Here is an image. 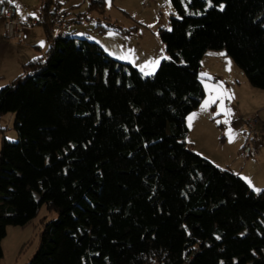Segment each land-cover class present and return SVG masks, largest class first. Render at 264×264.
<instances>
[{"label":"trees","instance_id":"obj_1","mask_svg":"<svg viewBox=\"0 0 264 264\" xmlns=\"http://www.w3.org/2000/svg\"><path fill=\"white\" fill-rule=\"evenodd\" d=\"M170 2L181 17L159 31L169 58L153 75L42 26L47 50L0 88V117L16 113L19 137L0 127V264L7 227L41 207L55 218L25 264H264V191L184 141L207 51L223 50L264 90V0Z\"/></svg>","mask_w":264,"mask_h":264},{"label":"crops","instance_id":"obj_2","mask_svg":"<svg viewBox=\"0 0 264 264\" xmlns=\"http://www.w3.org/2000/svg\"><path fill=\"white\" fill-rule=\"evenodd\" d=\"M42 3L43 0H11V2H9V0H3V3H0V5L5 4L7 6H14L15 8L18 6V8H16L15 16L23 21H26L38 19L42 16ZM51 3H56L61 9H65L61 6V0H51ZM76 17L77 15L73 17L69 16L65 23L59 26L56 30V36L66 35L75 38V36L70 35V33L73 32L74 35H84V31L82 30L83 27H76L75 25L78 24L74 22ZM37 25L28 27L23 24L19 37L12 40H6L4 37L3 22L0 20V88L11 82L16 76H18L21 72L22 66L25 63H27L31 59L41 56L47 50L48 42L43 27L41 25ZM91 30L93 29L91 28ZM81 31L82 34H80ZM88 33L91 35H86L85 38L97 43L103 49V51L112 58L118 61H127L128 64L133 66L138 71H141V65H144V62L148 61L142 58H135V56L130 57L126 45L132 37H130L129 34L125 32V30L108 29L104 32L93 30L92 32L88 31ZM94 33H96L97 35H94ZM112 38L115 39L116 44L112 42ZM133 38H135V42L138 40L136 36ZM41 42L44 43V47H40ZM145 43L151 45L152 47L154 46V43L151 42L150 39ZM124 49L126 50L124 51ZM222 51L223 50L216 51L217 53H215L214 56L226 58V54L220 55L221 53H223ZM164 52H161L160 56L157 58L162 59L163 57H167V53ZM141 54L145 55V57L146 55L148 56L147 52L139 50L140 57ZM150 58L152 57L150 56ZM225 61L228 67L227 59H225ZM231 68H233L235 72H238V70L236 68L234 69L232 65ZM231 68L229 71H232ZM212 76L213 77L210 80L207 79V83L213 85L222 83L224 89H226L233 96L232 99H234L236 103L235 109L229 106V100L226 99L224 103L234 112V118L232 119V121H235L236 125L235 127H231L236 132L240 133V122L238 119L245 114H253L254 111H257V109H259L260 111L262 107L264 109V103H261L260 105L252 108H248L246 110L248 112L242 110L240 106L241 96L239 94L240 83L236 80L234 82L233 80L229 79V74L227 71H219V73L215 71L212 72ZM246 82H248L247 79ZM202 87L204 92L202 100L200 101L199 105L187 115L185 119L187 132L184 136V141L188 144L190 149L201 158L211 162L219 168L231 171L233 174L243 179L248 186L249 184L244 178H250L255 188L264 190V146L260 148L259 155L256 160L243 159L239 154V150L243 142L241 134L237 136L235 142L229 143L228 136L226 135L229 125H226L223 122L217 124L216 122L217 120L223 121L225 119L223 114L218 116L215 115V113L218 111L217 105L219 104V101H217L215 104H212L207 111H202V105L204 101L208 99L209 95L204 86ZM250 88L253 89L252 86H250ZM252 89L248 90L251 91ZM193 114L196 115L191 121V127H189L188 118ZM262 118V121H264V115L262 116ZM262 140L264 145V136L262 137ZM249 188L253 191V187L249 186Z\"/></svg>","mask_w":264,"mask_h":264},{"label":"rangeland","instance_id":"obj_3","mask_svg":"<svg viewBox=\"0 0 264 264\" xmlns=\"http://www.w3.org/2000/svg\"><path fill=\"white\" fill-rule=\"evenodd\" d=\"M89 4L90 0H61V6L69 11L70 17L76 16L78 14L81 16V21L75 25L76 27H83L82 30L84 31V35H74V32L70 33V35L75 36V38L77 39L88 40L87 38H85V36L91 35L88 33V31H98L97 29H95V26L97 24H99L101 27L114 25L121 30H125L129 34V36L132 37L126 45L130 57L135 56V58H142L148 61H151L155 58L158 59L157 57L160 56L161 52H166L165 47L160 40L159 31L170 30L171 18L179 19L181 17L179 13L173 8L170 0H111L110 5L109 0H105L104 12L102 14L97 12L96 10H88ZM188 13L191 14L192 12H190L189 9H187V11L185 10V14ZM91 28L93 30H91ZM80 34H82V31ZM48 35L51 36L49 33ZM94 35L97 34L94 33ZM135 36L138 39L136 42L134 41L135 38H133ZM149 39L154 43L153 47L145 43ZM112 42L116 44L115 39H113ZM125 50L126 49H124V51ZM139 50L147 52L148 56L146 55L145 57V55L141 54L140 57ZM222 52L225 54L224 51ZM215 53L217 52L207 51L201 61L199 78L202 86H204L205 88V83H207L205 74L207 77L212 78V72L216 71L219 73V71H227L229 74V79L233 80L234 82L236 80L240 83L239 94L241 96L240 106L242 110L246 111L248 108H252L260 105L261 103H264V90L250 88L248 82H246L244 72L236 65L234 60L229 56H225L226 58L214 56ZM150 56L152 58H150ZM168 58L169 56L167 55L166 59ZM164 59L165 58L160 59V62ZM225 59H227V61H231L232 67H234V69L236 68L238 72H235L233 68H231L232 71H229ZM148 61H145L144 64H146ZM119 62H126V64H128L127 61ZM142 66L143 65H141V67ZM158 66L154 69V73L156 72ZM147 71H153V69H145V72ZM139 72L141 73L142 71ZM145 72H142L141 74L145 77L151 76L145 75ZM248 89H252V92ZM228 102L229 106L235 109L236 103L234 99H231ZM254 113H258L261 121L263 120V107L260 109V111L259 109H257V111H254L253 114ZM15 120L16 113L14 112L6 113L0 117V127L5 130L3 138H5V140L8 142H16L19 139L18 134L14 128ZM262 122L264 123V121ZM1 141L2 138H0V146ZM53 218H55V213L47 212L45 207H41L38 215L33 218L31 222H29L26 226L7 227L6 236L1 242L3 251L1 264H25L26 262H28L37 248L40 233L44 224L52 220Z\"/></svg>","mask_w":264,"mask_h":264},{"label":"built area","instance_id":"obj_4","mask_svg":"<svg viewBox=\"0 0 264 264\" xmlns=\"http://www.w3.org/2000/svg\"><path fill=\"white\" fill-rule=\"evenodd\" d=\"M15 13L16 8L14 6H7L5 4L0 5V20L3 22V31L6 40L19 37L23 24L28 27L37 24L45 26L47 32L55 37L58 27L65 23L70 15L68 10L61 9L56 3L51 5L46 16L42 15L38 19L23 21L17 18ZM238 120L240 122V134L243 140L239 154L243 159L256 160L260 148L264 146L262 140L264 136V123L257 113L243 115ZM235 125L236 122L232 121L230 126L235 127Z\"/></svg>","mask_w":264,"mask_h":264},{"label":"snow or ice","instance_id":"obj_5","mask_svg":"<svg viewBox=\"0 0 264 264\" xmlns=\"http://www.w3.org/2000/svg\"><path fill=\"white\" fill-rule=\"evenodd\" d=\"M9 2H11V0H9ZM111 0H109V5H110ZM0 3H3V0H0ZM186 4L191 3V0H185ZM207 5L208 7H212V3L211 0H207ZM18 8V6H17ZM19 10V9H18ZM187 11V7L185 9ZM220 10L223 11V6H220ZM191 14H199V13H191ZM40 47H44V43L41 42ZM220 55H224V53H221ZM163 58H167V57H163ZM160 63V59H155L152 61L147 62L146 64H144L141 67V71L145 72V69L151 68L153 69V71H147L145 72V75H153L154 74V69L159 65ZM228 68L230 70L231 68V61H228ZM205 78L206 79H211L210 77H207L205 74ZM205 89L208 92V99H206L202 105V111H207L209 109V107L212 104H215L217 101H219V104L217 105L218 107V111L215 113V115H221L223 114V116L225 117V119L223 121L217 120V124H220L221 122H223L226 125H229V127L227 128V132L226 135L228 136V140L229 143H233L235 142V139L237 138V136L240 134L239 132H236L230 125L232 122V119L234 118V112L231 108L227 107L224 103V101L227 100H231L233 98L232 94L229 93L226 89H224L223 84L222 83H217V84H209V83H205ZM196 114H193L192 116H190L189 119V127H191V121L193 120L194 116ZM250 187H253V191L257 192V194H259L261 191V189L255 188L252 184V181L250 180V178H244ZM217 239H219V237H217Z\"/></svg>","mask_w":264,"mask_h":264}]
</instances>
